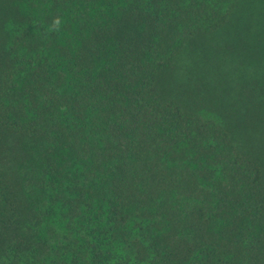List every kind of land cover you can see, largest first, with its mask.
<instances>
[{
    "label": "trees",
    "instance_id": "16d2710c",
    "mask_svg": "<svg viewBox=\"0 0 264 264\" xmlns=\"http://www.w3.org/2000/svg\"><path fill=\"white\" fill-rule=\"evenodd\" d=\"M0 264H264V0H0Z\"/></svg>",
    "mask_w": 264,
    "mask_h": 264
}]
</instances>
